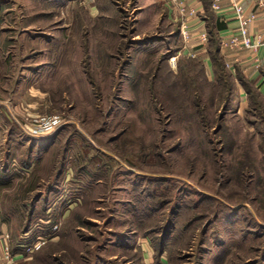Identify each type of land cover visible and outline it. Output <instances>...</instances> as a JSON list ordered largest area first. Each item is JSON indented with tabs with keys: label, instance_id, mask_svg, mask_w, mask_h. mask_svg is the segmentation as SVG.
Masks as SVG:
<instances>
[{
	"label": "rangeland",
	"instance_id": "1",
	"mask_svg": "<svg viewBox=\"0 0 264 264\" xmlns=\"http://www.w3.org/2000/svg\"><path fill=\"white\" fill-rule=\"evenodd\" d=\"M185 18L172 0H0L15 264L140 263L145 235L169 264H264V96L185 52ZM46 219L60 240L21 256Z\"/></svg>",
	"mask_w": 264,
	"mask_h": 264
},
{
	"label": "crops",
	"instance_id": "2",
	"mask_svg": "<svg viewBox=\"0 0 264 264\" xmlns=\"http://www.w3.org/2000/svg\"><path fill=\"white\" fill-rule=\"evenodd\" d=\"M180 1H182L188 10L194 9L195 11V15H190L188 18L191 36L185 41L186 45H184V51L191 55L198 54L202 56L205 66L211 69L212 74H215L216 67L209 47L210 33L214 31L219 36L226 37L232 31L238 30V20L234 9L231 7V0H221V10L214 9L211 3V14L209 15L205 0ZM210 2H212V0H210ZM245 3L248 10L257 12L255 22L252 24V30L262 33L264 40V0H246ZM218 22L222 24L221 28H218ZM204 35L206 38L203 37ZM219 51L221 52L220 56L224 62L225 68L228 69L236 79V84L239 86L237 90L239 89L242 92L246 91L248 93L247 86H245L243 80L240 79L241 76L254 86V88H257L260 94L264 96V42L257 49L245 47L242 49H233L221 47L220 45ZM59 238L61 237L57 235L54 240L58 241L60 240ZM139 240L137 245L141 247L140 263L134 264H169L166 263V252L160 255L159 260H156L155 250L149 237L143 236L140 237ZM16 246L19 247L18 245ZM19 250H21L20 247ZM33 256L31 257L33 258ZM31 257L25 260H29Z\"/></svg>",
	"mask_w": 264,
	"mask_h": 264
},
{
	"label": "built area",
	"instance_id": "3",
	"mask_svg": "<svg viewBox=\"0 0 264 264\" xmlns=\"http://www.w3.org/2000/svg\"><path fill=\"white\" fill-rule=\"evenodd\" d=\"M175 5L178 6L180 12L186 14V18L181 25V34L184 35L185 41L188 40L190 35V24L188 22V16L195 15L194 9H187V7L180 0H172ZM246 0H231V7L235 11L236 18L238 20V30L232 31L226 37H220V45L225 48H251L257 49L263 42L262 33L252 30V24L255 22L257 12L248 10ZM212 7L217 10H221V0H212ZM206 38V36H203ZM60 119L53 117L49 120H41L40 128L55 130V127L59 125ZM39 128V127H38ZM60 230V221L51 219L42 220L29 226L28 229L22 231L21 237L22 243L18 246L22 248L21 256H28L40 249L43 245L52 240ZM0 264H15L20 255L13 251L11 246L9 234H2L0 237Z\"/></svg>",
	"mask_w": 264,
	"mask_h": 264
},
{
	"label": "trees",
	"instance_id": "4",
	"mask_svg": "<svg viewBox=\"0 0 264 264\" xmlns=\"http://www.w3.org/2000/svg\"><path fill=\"white\" fill-rule=\"evenodd\" d=\"M205 3H207L206 5H207V8H208V12L211 14V11H210L211 2H210V0H205ZM217 26H218V28H221L222 27V24L220 22H218ZM220 37L221 36H219L218 34H216V32H214V31L210 33V42L213 41L212 48H210V53H211V55L213 57L214 63H216V62H222V65L225 67L224 62L222 61V58L220 56V53L221 52L219 51V48H220ZM240 79H242L243 82H244V84H245V86H247L246 88L248 90V94H249V92L251 93L254 90L258 91L257 88H254V86H252L249 82H247L246 80H244L241 76H240ZM258 93H259V95H261L259 91H258ZM28 228L29 227H26L24 230H26ZM146 237H148V236H146ZM20 239H22L21 235H20ZM164 239H166V238L164 237ZM151 242H152V245H153L154 250H155L156 260H159L160 255L163 254L166 251V247H165L166 240H163L162 239L160 241V243L157 244V245L152 240H151ZM138 248H140V250H141V247L140 246ZM13 251H14V249H13Z\"/></svg>",
	"mask_w": 264,
	"mask_h": 264
}]
</instances>
